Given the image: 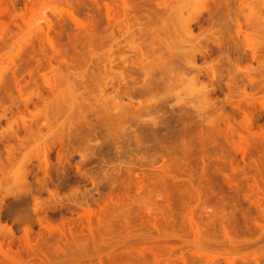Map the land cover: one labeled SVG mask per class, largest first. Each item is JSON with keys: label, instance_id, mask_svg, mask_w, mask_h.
Here are the masks:
<instances>
[{"label": "rangeland", "instance_id": "374dc122", "mask_svg": "<svg viewBox=\"0 0 264 264\" xmlns=\"http://www.w3.org/2000/svg\"><path fill=\"white\" fill-rule=\"evenodd\" d=\"M240 1L0 0V264H264Z\"/></svg>", "mask_w": 264, "mask_h": 264}, {"label": "bare ground", "instance_id": "6f19581e", "mask_svg": "<svg viewBox=\"0 0 264 264\" xmlns=\"http://www.w3.org/2000/svg\"><path fill=\"white\" fill-rule=\"evenodd\" d=\"M246 1H247V2H250L249 0H246ZM246 1L243 0V3H242V1H240V2L242 3V4H241V7H242V8L245 7V6H246V8H247V5H249L248 3L246 4ZM238 2H239V1H238ZM216 3H217V2H216ZM218 3L220 4V2H218ZM222 3H223V2H222ZM222 3H221L220 5H222ZM250 3H251V2H250ZM234 4H235V3H234ZM234 4H233V5H234ZM225 5H227V4H225ZM223 6H224V3H223ZM223 6H222V7H223ZM227 7H228V6H227ZM234 7H236V6H234ZM223 8H224V7H223ZM225 8H226V7H225ZM238 8H239V7H238ZM249 8H250V7H249ZM249 8H248V9H249ZM227 9H228V8H227ZM230 9H231V8H230ZM212 11H213V10H212ZM209 12H210V11H209ZM214 12H215V11H214ZM250 12H251V11H250ZM215 13H216V12H215ZM215 13H214V14H215ZM226 14H228V12H226ZM210 15H211V14H210ZM212 15H213V14H212ZM256 15H257V14H256ZM254 16H255V15H254ZM226 17H227V16H226ZM231 18H232V17H231ZM252 18H254V17H252ZM232 19H233V18H232ZM255 19H256V17H255ZM257 19H258V18H257ZM233 20H236L235 22H237V18H235V19H233ZM259 20H260V19H259ZM240 23H241V22H240ZM248 23H249V22H248ZM261 23H262V22H261ZM242 24H243V23H242ZM256 24H257V23H256ZM259 24H260V23H259ZM260 25H261V24H260ZM238 26H239V25H237V27H238ZM242 27H243V26H242ZM247 27H248V26H247ZM256 27H257V26H256ZM256 29H257V28H256ZM210 32H211V31H210ZM219 40H220V39H219ZM248 46H249V45H248ZM200 48H201V47H200ZM202 50H203V49H202ZM255 51H256V50H255ZM195 52H196V51H195ZM201 53H202V52H201ZM253 53H254V52H253ZM256 53H257V52H255V54H256ZM256 55H258V54H256ZM254 56H255V55H253V57H254ZM257 57H258V56H257ZM257 57H256V58H257ZM263 63H264V62H263ZM260 66H261V65H260ZM262 67H263V66H262ZM214 70H215V69H214ZM235 71H236V70H235ZM247 71H248V70H247ZM215 73H217V72L215 71ZM245 73H246V72H245ZM245 73H244V75H245ZM247 73H248V72H247ZM220 74H221V73H220ZM239 74H240V73H239ZM249 74H250V73H249ZM32 77H33V75H32ZM249 77H250V75H249ZM250 78L253 79L252 77H250ZM263 87H264V85H263ZM19 88H20V87H19ZM38 91H39V89H38ZM40 93H42V92H40ZM22 95H23V93H22ZM36 95H37V94H36ZM38 95H39V94H38ZM248 96H249V95H248ZM22 97H23V96H22ZM41 97H43V96L41 95ZM250 97H251V96H250ZM262 97H263V96H262ZM16 98H17V97H16ZM1 100H2V99H1ZM32 100H33V98L31 99V101H32ZM41 100H42V99H41ZM41 100H40V101H41ZM17 101H19V100L17 99ZM31 101L29 100L28 102H31ZM14 102H16V101H14ZM32 102H33V101H32ZM17 104H18V103H17ZM18 105H20V104H18ZM15 106H16V105H15ZM18 108H19V107H18ZM2 110H3V109H2ZM3 112H4V111H3ZM8 112H9V111H8ZM3 114H4V113H3ZM6 117H7V116H6ZM4 118H5V116H4ZM18 118H19V116H18ZM21 120H22V119H21ZM17 122H18V121H17ZM19 122H20V120H19ZM13 123L16 124V122H13ZM19 124H21V123H19ZM16 125H17V124H16ZM26 125H27V124H26ZM26 125H24V127H25ZM18 127H19V130H20L21 125H20V126L18 125ZM24 127H23V128H24ZM27 127H28V126H27ZM21 129H22V128H21ZM25 130H26V129H25ZM25 130H24V131H25ZM14 131L17 133L16 130H14ZM27 131H29V130H27ZM4 132H5V131H4ZM19 132H20V131H19ZM19 132H18V134H19ZM9 133H10V132H9ZM12 133H13V132H12ZM12 133H11V134H12ZM0 135H1V134H0ZM6 135H9V134L6 133ZM12 135H13V134H12ZM9 136H10V135H9ZM15 136H16V135H15ZM11 137H12V136H11ZM6 138H7V137H6ZM13 139H14V138H13ZM14 140H15V139H14ZM18 140H19V139H18ZM21 140H22V139H21ZM21 140H20V141H21ZM21 142H22V141H21ZM21 142H20V143H21ZM18 143H19V141H18ZM22 143H23V142H22ZM23 144H24V143H23ZM20 145H21V144H20ZM20 145H19V146H20ZM15 147H16V146H15ZM9 149H10V148H9ZM11 149H12V147H11ZM16 149H17V147H16ZM13 152H14V150H13ZM9 153H10V155H11V152H9ZM13 154H14V156H15L17 153H16V154H15V153H12V155H13ZM7 155H8V154H7ZM14 156H13V158H14ZM15 157H16V156H15ZM10 158H11V157H10ZM11 159H12V158H11ZM11 159H10V160H11ZM13 161H14V160H13ZM10 162H11V161H10ZM5 168L7 169V167H5ZM1 169H2V168H1ZM0 171H1V170H0ZM4 171H5V170H3L2 173H3ZM6 173H7V172H5L4 174H6ZM3 176H4V175H3ZM5 176H6V175H5ZM3 178H4V177H3ZM3 178H2V179H3ZM4 179H5V178H4Z\"/></svg>", "mask_w": 264, "mask_h": 264}]
</instances>
